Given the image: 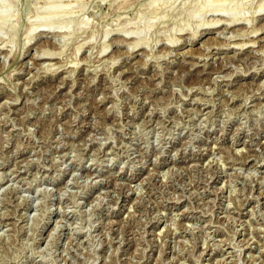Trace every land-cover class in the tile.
Returning a JSON list of instances; mask_svg holds the SVG:
<instances>
[{"label":"rangeland","instance_id":"374dc122","mask_svg":"<svg viewBox=\"0 0 264 264\" xmlns=\"http://www.w3.org/2000/svg\"><path fill=\"white\" fill-rule=\"evenodd\" d=\"M12 1L0 264H264V0Z\"/></svg>","mask_w":264,"mask_h":264},{"label":"bare ground","instance_id":"6f19581e","mask_svg":"<svg viewBox=\"0 0 264 264\" xmlns=\"http://www.w3.org/2000/svg\"><path fill=\"white\" fill-rule=\"evenodd\" d=\"M11 1H12V0H10V2H11ZM206 2H207V3H210L211 0H206ZM211 3H212V2H211ZM211 3H210L209 5L206 6V9H207L208 6H210V8H212L211 5H212L213 3H212V4H211ZM12 4H13V1H12ZM12 4H11V5H12ZM226 4H227V3H226ZM226 4H224V5H226ZM13 5H14V4H13ZM201 5H202V4H201ZM2 6H3V5H2ZM51 6H52V5H51ZM199 6H200V5H199ZM3 7H5V6H3ZM53 7H54V6H53ZM55 7H56V6H55ZM214 7H216V5L214 6V4H213V10H214ZM218 7H219V6H218ZM218 7L215 8L214 12H216V10L218 11ZM222 7H223V6H222ZM222 7H220V9H221ZM10 8H11V6L9 7V11H8L7 8H5V9L2 8V9L0 10V23H1V21H2L5 17H8V16L10 17V15H9V14H11V12H10ZM200 8H201V6H200ZM202 8H203V7H202ZM204 8H205V6H204ZM208 8H209V7H208ZM223 8H225V6H224ZM223 8H222L221 10H224ZM11 9H12V8H11ZM220 9H219V12H220ZM204 10H205V9H204ZM204 10H202V12H204ZM211 10H212V9H210V12H211ZM232 10H234V9H231V10H230V9H226L225 11L222 12V14H223L224 12H225V14H228V13L230 14V13L232 12ZM260 10L263 11V10H264V7L259 8V12H261ZM206 12H207V10H206ZM219 12H216V13H219ZM257 12H258V11H257ZM8 13H9V14H8ZM200 13H201V12H200ZM200 13L198 12V13H196V14L200 15ZM211 13H212V12H211ZM219 14H220V13H219ZM259 14H260V13H259ZM232 15H233V13H232ZM11 16H12V15H11ZM43 16H44V15H43ZM225 16H226V15H225ZM39 17H40V16H39ZM45 17H46V16H45ZM230 17H231V18H229V19H230L232 22H233V21L235 22L236 20L239 19V17H237L236 15H235V16H230ZM48 19H49V18H48ZM10 20H11V19H10ZM2 22H3V23L6 22V19H5V21H2ZM49 22H50V21H49ZM68 22H69V21H68ZM234 22H233V23H234ZM3 23H2V25H3ZM46 23H47V21H46ZM47 26H48V25H47ZM50 26H51V25H50ZM43 27H44V26H43ZM42 29H43V28H42ZM45 29H46V28H45ZM43 30H44V29H43ZM126 35H127V34H126ZM256 35H257V34H256ZM136 43H137V42H136ZM133 44H134V42H133ZM254 45H255V44H254ZM137 46H138V44H135V45H134V47H137ZM134 47H133V48H134ZM140 47H141V46H140ZM131 50H132V49H131ZM46 53H47V52H46ZM44 54H45V53H44ZM53 54H54V53H53ZM42 55H43V54H42ZM43 56H45V55H43ZM49 58H50V57H49ZM194 116H195V115H194ZM76 175H77V174H76ZM232 261H233V260H232Z\"/></svg>","mask_w":264,"mask_h":264}]
</instances>
